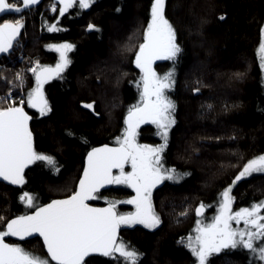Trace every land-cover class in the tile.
<instances>
[{
  "label": "trees",
  "instance_id": "trees-1",
  "mask_svg": "<svg viewBox=\"0 0 264 264\" xmlns=\"http://www.w3.org/2000/svg\"><path fill=\"white\" fill-rule=\"evenodd\" d=\"M53 3L43 0L22 15L0 17V22L24 20L16 41L24 59H3L0 94L21 91L14 75L24 70L25 60L55 66L59 54L46 45H75L68 52L71 63L43 86L51 111L41 116L25 108L33 117L29 127L36 150L54 156L58 170L36 161L26 171L24 185L0 183V230L7 219L31 210L20 201L22 192L33 193L38 204L66 196L81 174L86 153L97 145H115L124 112L140 99L135 82L141 73L132 60L143 42L151 0H93L87 9H80L77 0L63 16L60 6L54 15L45 10ZM165 14L182 51L161 71L156 69L163 75L175 68L167 94L175 102L178 125L163 159L165 167L190 173L193 187L160 191L158 211L164 225L151 234L132 235L142 254L138 264H195L182 235L193 230L189 224L197 197L223 190L248 159L264 153V75L257 55L264 0H166ZM52 23L58 31L48 30ZM89 23L98 27L88 29ZM23 75L21 96L26 99L36 82L32 73ZM92 102L93 110L84 107ZM231 195L240 206L264 200V174L242 178ZM22 245L45 254L37 239ZM88 259L90 264H114L108 257ZM211 259L213 264H264L245 249L225 250Z\"/></svg>",
  "mask_w": 264,
  "mask_h": 264
},
{
  "label": "snow or ice",
  "instance_id": "snow-or-ice-1",
  "mask_svg": "<svg viewBox=\"0 0 264 264\" xmlns=\"http://www.w3.org/2000/svg\"><path fill=\"white\" fill-rule=\"evenodd\" d=\"M59 3V13L63 16L77 0H59ZM92 3L93 0H78L80 9H87ZM36 4L38 0H23L24 8ZM51 7L56 11L55 3ZM165 8L166 0H151L150 19L134 61L141 73L140 79L135 82L140 89V99L129 107L123 134L115 137V146L102 144L87 152L83 174L70 195L38 204L33 193L22 192L20 201L33 210L5 221L4 229L0 230V264H90L86 258H90L93 253L105 257H116L118 253L117 259L122 258L124 264H138L142 254L120 237L121 226L141 224L148 229L156 228L161 218L153 207V189L164 180H178L187 174L178 172L175 167H165L162 155L168 144L169 131L176 122L173 115L176 105L167 94L175 82V68L161 75L153 65L161 59L175 61L182 51ZM21 11L22 8L17 4L0 0V14H19ZM220 19H224V15ZM23 27L22 17L3 19L0 23V53L12 49ZM97 27L94 23L87 25L88 29ZM48 30L59 29L52 23ZM46 47L59 53V60L55 66L41 65L36 61L29 69L36 83L27 92L26 99L20 98L18 102L9 103L11 90L0 97V105H4L0 106V178L13 185L25 184V168L36 161L46 162L49 167L58 170L54 156L36 150L33 131L29 127L33 117L25 108L38 109L41 116L51 111L43 86L53 76H60L71 63L68 52L75 45L64 42ZM257 55L260 68L264 70V26L260 28ZM15 80L18 81L17 86L23 89L25 77L22 71L15 74ZM93 103H86L84 107L93 109ZM147 122L156 126V135L162 143L153 145L137 142V130ZM126 165L130 170H126ZM253 173H264V153L243 164L221 193L219 208L210 221L196 220L195 235H189L185 242L195 258V264H213L211 258L226 249H247L264 262V200L236 211L232 209L235 199L231 195L233 186ZM105 185H127L132 188L135 195L124 203L133 205L134 211H119L117 204L121 201L110 200L101 193ZM101 198L107 200L105 207L89 203ZM204 208L201 202L195 209L197 217H201ZM3 219L0 216V220ZM241 222L243 227H239ZM33 234L42 237L43 247L47 250L44 255L25 248L19 242L6 240L7 237H17L23 241Z\"/></svg>",
  "mask_w": 264,
  "mask_h": 264
},
{
  "label": "flooded vegetation",
  "instance_id": "flooded-vegetation-1",
  "mask_svg": "<svg viewBox=\"0 0 264 264\" xmlns=\"http://www.w3.org/2000/svg\"><path fill=\"white\" fill-rule=\"evenodd\" d=\"M134 57H133V60H132L133 63H134ZM166 61L167 60H165V61L158 60L153 65L154 69L155 70L156 69H159L161 71V68H162V66L165 65ZM134 66L136 67L135 63H134ZM138 71L140 72L139 69H138ZM156 72L159 73V74H161V72H158L157 70H156ZM127 113H128V111L125 112L123 116L126 117L127 116ZM173 115L175 117L176 122H175V124L172 125V127H171V129L169 131L168 144H167V147L165 148L164 152L162 153L163 156L164 155H167L169 153V150L171 148L170 145H171V143L173 141V137H174L173 134H174V132H175V130L177 128V125H178L177 124V115L175 114V112L173 113ZM137 131L139 133L138 136H137L138 143H141V144H153V145L162 143L161 138L156 135V131H157L156 130V126H154L150 122H147L145 124H142ZM97 146H99V145H97ZM112 146H115V145H112ZM125 167L127 169V165ZM168 168H171V167H168ZM180 173H185V172L184 171H181ZM78 178H79V176H78ZM78 178L76 179V181L74 183L75 186L73 187V190L76 187V182H77ZM232 180H231V182H232ZM186 185L193 187V182H192V178H191V174L190 173L189 174H186V175H183L182 178H180L178 180H164L161 184H159L158 186H156L153 189V191H152V201H153V207H154L155 211L158 213V210H159L158 209V207H159L158 200L161 197L158 196V195H161L160 194V191L167 192L166 188L167 189L178 188V187H182V186H186ZM216 191L214 193L209 194V195H206L204 197H200V196L197 197V199L195 201L194 209H192L194 211L193 212V219H192V222L193 223L192 222L190 224L188 223L190 226L193 227V229H194L195 224H196V219H198V218L201 219L202 218V217H197L196 212H195V208L197 206H199L201 202H203L204 205H205V208H204L205 212H204L203 215L205 216L206 214L210 213L213 210V207H211L210 204H212V203L217 204L218 201H219V199H218V197H219V191H217V192ZM101 193H103V196L104 197H107L110 200H118V201H121V203L117 204V208H118L119 211H121V212H131V211L134 210V206L133 205L124 203L125 201L128 200V198H130L131 196L135 195V193L132 191V189L130 187H128L127 185H111L105 191H101ZM63 197H65V196H63ZM89 203H92L94 206H106L107 205V200L101 198V199H98V200L89 201ZM32 210L33 209H31L29 211H32ZM158 215L161 218V223L156 228L149 230V229L144 228V226H142L141 224L140 225L135 224V225H131V226H121V229L119 230L120 237L123 240H125L127 242H130V244L132 246H134L136 249H138L135 246L134 242H133V240H134V235H132L133 232L139 231L140 233L143 232V233H146V234L147 233L151 234V233H154V232L159 231L162 228V226L164 225V223H163L164 220H163V216H161L160 213H158ZM185 235H186V232L184 233V235H182L183 238L185 237ZM8 240L10 242H16V241H13V240H11L9 238H8ZM32 240H35V239H32ZM32 240H30V241H23V242H21V244H24V243H27V242H32ZM40 243H41V241H40ZM41 246H42V243H41ZM42 249H43V246H42ZM224 251L225 250H223L221 253L223 254ZM44 253H45V250H44Z\"/></svg>",
  "mask_w": 264,
  "mask_h": 264
},
{
  "label": "rangeland",
  "instance_id": "rangeland-1",
  "mask_svg": "<svg viewBox=\"0 0 264 264\" xmlns=\"http://www.w3.org/2000/svg\"><path fill=\"white\" fill-rule=\"evenodd\" d=\"M15 3V2H14ZM16 3L18 4L19 2H17L16 1ZM15 3V4H16ZM52 4H50V5H48V6H51ZM56 8H57V4H56ZM25 12V11H24ZM48 13L50 14V15H52L49 11H48ZM54 15V14H53ZM1 23V22H0ZM15 45V48L13 49L14 51L12 52V55L10 56V55H6V57L7 56H9V58H7L8 60H13V58H15L16 57V55L17 54H19V52L18 51H20V46L21 45H19V44H17V42L14 44ZM54 51L55 53H57L54 49H51V51ZM57 54H59V53H57ZM135 56V55H134ZM3 59H5V57H3L2 56V58H0V64H3L4 65V60ZM162 61H165V59H161ZM3 69V68H2ZM263 71V75H264V70H262ZM25 71L23 70L22 71V74L24 73ZM17 73V72H16ZM15 73V74H16ZM14 78H15V75H14ZM15 82H16V84L18 85V81H16L15 80ZM24 86H25V83H24ZM17 88H19V90H21V91H19V93L18 94H14L13 92H12V98H11V101L9 100L8 102L9 103H12V102H18V100L20 99V98H22V94H21V92H22V90L24 89V87H23V89H21L20 87H18L17 86ZM0 95H3V94H0ZM0 106H4V105H0ZM89 110H92V109H89ZM125 112H127V111H125ZM124 112V113H125ZM124 115V114H123ZM124 119H125V116H123V118H122V125H121V127H122V129H124V127H125V124H124ZM154 125V124H153ZM155 126V125H154ZM123 134V131L121 132V135ZM138 142V141H137ZM126 170H130V167L129 166H127V169ZM260 174H264V173H260ZM18 186V185H17ZM20 186V185H19ZM75 186V185H74ZM158 186V185H157ZM224 190V189H223ZM223 190H221L220 188H218L217 189V191H219V197H218V199H219V201H218V203L217 204H215V206H214V208H213V211H211L210 213H208V214H206L205 216L204 215H202L201 217V219L203 220V221H210L211 219H212V217L214 216V215H216V213H217V210H218V208H219V202H220V200L222 199V196H221V193L223 192ZM73 191V188H71V190H69L68 191V193L66 194V195H69V194H71V192ZM216 191V192H217ZM56 198H62V197H56ZM236 199V198H235ZM239 202H236L235 200H233V204H232V209H233V211H236V210H238L240 207H248V206H250V205H248V206H240L239 204H238ZM26 206V205H25ZM194 206H195V204H194ZM192 209H194V207H192ZM134 211V210H133ZM193 211V210H192ZM194 212V211H193ZM158 213H160L161 214V216H162V213L161 212H159L158 211ZM262 214H264V210H262ZM197 220V219H196ZM137 225H140V224H137ZM143 226V225H142ZM159 226V225H158ZM233 226L234 227H236V225H235V223L233 222ZM195 227H196V224H195ZM195 227H194V229L193 230H187V233H186V235H185V242H186V240H187V238H188V236L189 235H192V236H194L195 235ZM239 227H243V222H241V224L239 225ZM145 228V227H144ZM146 229H148V228H146ZM149 230H151V229H149ZM258 243V242H257ZM227 250V249H226ZM245 250H247V249H245ZM191 252V251H190ZM216 255H218V254H216ZM117 257H119V254L117 253L116 254V257H108V258H111V260H113V262H114V264H124V261H123V259L122 258H120L119 260L117 259ZM258 259V258H257Z\"/></svg>",
  "mask_w": 264,
  "mask_h": 264
},
{
  "label": "water",
  "instance_id": "water-1",
  "mask_svg": "<svg viewBox=\"0 0 264 264\" xmlns=\"http://www.w3.org/2000/svg\"><path fill=\"white\" fill-rule=\"evenodd\" d=\"M14 1H17V2H19V4H18V6H20L21 8H22V11L19 13V14H17V13H15V12H8V13H3V14H0V17H3V16H11V15H14V16H19V15H22V13H24V11H30V10H32V9H36V8H38V7H40L41 5H42V3H43V0H38V4H36V5H32V6H29L28 8H24L23 7V0H14ZM55 2H56V4H57V6H61L60 5V3H59V0H55ZM2 23V22H1ZM18 38H19V36L16 38V40L13 42V46H14V43L18 40ZM13 48V47H12ZM12 51V49H10L9 50V52H7V53H0V58H2V56H5V55H8L10 52ZM134 61H135V57H134ZM158 61V60H157ZM157 61H155V62H157ZM154 62V63H155ZM56 76H53V78H55ZM52 78V79H53ZM52 79H50V80H52ZM50 80H48V81H50ZM47 81V82H48ZM36 82V81H35ZM46 82V83H47ZM32 109H34V108H32ZM35 110H38V109H35ZM29 126H30V121H29ZM100 146V145H99ZM99 146H95V147H99ZM110 146H112V145H110ZM91 150V149H90ZM86 156H87V153H86V155H85V157H84V159H83V167H84V164H85V162H86ZM32 164H30V165H28L26 168H25V172L29 169V167L31 166ZM83 167H82V169H81V171H80V176L83 174ZM115 171V170H114ZM80 176H79V178H80ZM79 178H78V180H77V182H76V186L78 185V183H79ZM0 183H2V184H4V185H6V186H10V187H17V185H13V184H11L10 182H8V181H4L2 178H0ZM111 185H105L104 186V188H102L100 191H105L106 189H108L109 187H110ZM76 188V187H75ZM132 189V188H131ZM75 190V189H74ZM132 191L135 193V191L132 189ZM64 198V197H63ZM53 199H61V198H53ZM50 202V201H49ZM46 204V203H45ZM97 207H105V206H97ZM198 207V206H197ZM196 207V208H197ZM195 208V209H196ZM204 212H205V210H203V213H202V215L204 214ZM201 215V216H202ZM14 218V217H13ZM11 219V218H10ZM9 239H11V240H13V241H16V242H19V243H21V242H23V241H30V240H32V239H38V240H40L41 241V243H42V246H43V239H42V237H39V234H33V236L32 237H26L23 241H21L19 238H17V237H8ZM43 249L45 250V253H46V248H44L43 247ZM90 257H105V256H103L102 254H100V253H93V254H91V256ZM87 259V258H86Z\"/></svg>",
  "mask_w": 264,
  "mask_h": 264
},
{
  "label": "built area",
  "instance_id": "built-area-1",
  "mask_svg": "<svg viewBox=\"0 0 264 264\" xmlns=\"http://www.w3.org/2000/svg\"><path fill=\"white\" fill-rule=\"evenodd\" d=\"M45 10L46 11H49L52 15L55 13V11L52 10V7L51 6H47L45 8ZM16 56H17V58L19 60H23L24 59V56L21 55V54H17ZM7 58H9V56H7ZM36 61H38V60H36V59L35 60L34 59H27V60H25V64H24V71L25 72L24 73H27V74L32 73L31 71H29V69L34 66V64H35ZM3 66H4L3 64H0V71L2 70ZM0 78H2V77L0 76ZM8 93H4L3 95H0V97H3V96H5ZM11 98H12V92H11ZM10 101H11V99H10Z\"/></svg>",
  "mask_w": 264,
  "mask_h": 264
}]
</instances>
